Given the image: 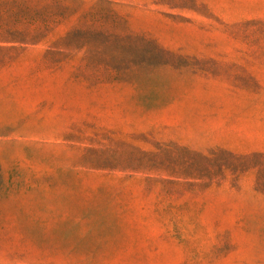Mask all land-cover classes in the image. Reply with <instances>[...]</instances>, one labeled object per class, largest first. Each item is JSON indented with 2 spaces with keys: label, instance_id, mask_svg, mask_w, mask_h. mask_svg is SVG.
<instances>
[{
  "label": "rangeland",
  "instance_id": "1",
  "mask_svg": "<svg viewBox=\"0 0 264 264\" xmlns=\"http://www.w3.org/2000/svg\"><path fill=\"white\" fill-rule=\"evenodd\" d=\"M0 264H264V0H7Z\"/></svg>",
  "mask_w": 264,
  "mask_h": 264
},
{
  "label": "trees",
  "instance_id": "2",
  "mask_svg": "<svg viewBox=\"0 0 264 264\" xmlns=\"http://www.w3.org/2000/svg\"><path fill=\"white\" fill-rule=\"evenodd\" d=\"M8 5L9 2L7 0H0V29L3 28L5 24V20L1 14L3 13V11H7ZM0 40L3 41L5 39L0 37Z\"/></svg>",
  "mask_w": 264,
  "mask_h": 264
}]
</instances>
